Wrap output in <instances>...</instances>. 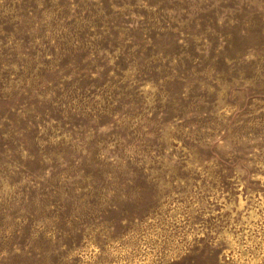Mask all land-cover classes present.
<instances>
[{
	"label": "rangeland",
	"instance_id": "374dc122",
	"mask_svg": "<svg viewBox=\"0 0 264 264\" xmlns=\"http://www.w3.org/2000/svg\"><path fill=\"white\" fill-rule=\"evenodd\" d=\"M0 264H264V0H0Z\"/></svg>",
	"mask_w": 264,
	"mask_h": 264
}]
</instances>
